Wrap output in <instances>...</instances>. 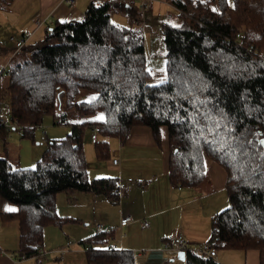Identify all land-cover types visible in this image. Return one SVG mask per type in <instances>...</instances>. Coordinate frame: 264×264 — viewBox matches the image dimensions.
<instances>
[{
    "label": "trees",
    "instance_id": "trees-1",
    "mask_svg": "<svg viewBox=\"0 0 264 264\" xmlns=\"http://www.w3.org/2000/svg\"><path fill=\"white\" fill-rule=\"evenodd\" d=\"M167 1L179 21L161 23L166 63L159 84L147 83L141 28L114 23L120 6L113 0H91L81 20L48 23L41 40L14 55L10 74L0 75V105H10L22 138L33 139L46 116L69 128L61 138L40 137L47 146L32 167L0 156V198L14 207L0 218L17 225L16 253L39 262L47 256L46 226L80 222L57 214V194L118 201L117 177L89 178L86 130L99 128L90 142L96 159L107 161L110 138L124 143L133 128L147 127L157 147L166 139L173 187L203 185L205 159L225 173L228 206L212 216L204 248L256 250L264 264V0ZM10 132L0 127L3 145ZM111 232L81 242L88 264H134L131 251L107 245ZM184 263L221 264L191 250Z\"/></svg>",
    "mask_w": 264,
    "mask_h": 264
},
{
    "label": "crops",
    "instance_id": "crops-1",
    "mask_svg": "<svg viewBox=\"0 0 264 264\" xmlns=\"http://www.w3.org/2000/svg\"><path fill=\"white\" fill-rule=\"evenodd\" d=\"M90 1L74 0L72 5H68L63 0H45L43 3L47 7L44 9L45 12L40 14L42 19L29 21L20 28L19 33L26 30L34 31L31 37L33 39L43 30L41 38L35 40L39 41L44 36L48 23L81 20ZM31 4V0H12L9 11L23 13ZM153 7L150 9L151 12ZM123 9L120 7L114 12L122 11L127 17L132 15L131 11L125 12ZM116 14L122 17L120 13ZM40 22L45 23L38 26ZM87 131L89 130L85 133ZM108 142L110 147L115 148L112 158L117 156L119 164L113 165L111 160L102 162L97 159L93 164L107 171V175L102 177L118 178L121 186L118 201L113 202L102 195L92 193L57 194V214L80 220L73 223V226H79L77 230L65 229L73 234L74 240H69L68 234L62 230L64 226H70V223L62 227H45L41 250L47 253V257L40 258L39 262L38 258H29L23 264H88L81 242L94 235L96 222L111 226L112 232L107 238V245L115 244L116 250L131 251L134 264H185L184 260L177 257L179 250L163 247L164 239L177 233L183 234L189 248L205 246L211 232L212 216L227 207L223 206L226 202L222 195V192L225 193V176L222 181L220 168L212 165V160L205 159L207 178L203 185L195 188H175L169 183L167 176L166 139L164 148H159L154 144L147 127H135L124 143L119 140L116 143L114 138H110ZM87 144L93 146L91 142ZM83 147L85 152L87 147L84 146V140ZM13 161L17 160L14 158ZM17 162L21 163L19 160ZM89 178L92 179L90 176ZM8 210H14V207L0 198V215ZM125 215L131 216L132 221L120 227L119 221ZM143 221H148V226H144ZM82 222L85 223L84 226L91 224V229L85 230ZM0 230L4 232L0 235V264H11V257L18 249L17 225L14 221L5 222L0 218ZM52 235L57 236V239L61 238L60 244L53 242ZM64 236L67 237L66 241ZM76 243L80 244L78 248H74ZM50 250L58 253L49 256ZM215 261L221 264H260L256 250H215Z\"/></svg>",
    "mask_w": 264,
    "mask_h": 264
},
{
    "label": "rangeland",
    "instance_id": "rangeland-1",
    "mask_svg": "<svg viewBox=\"0 0 264 264\" xmlns=\"http://www.w3.org/2000/svg\"><path fill=\"white\" fill-rule=\"evenodd\" d=\"M32 4L28 7L27 11L23 13H17L9 11V6H7V0H0V66H2L10 57L12 50L14 49V42L10 40V37L17 38L20 36V28L23 25H26L29 21L38 20L42 17L41 13H44L47 7L43 2L45 0H31ZM167 0L163 2V0H156L155 4L153 3V11L150 9L144 10L140 7H133L132 15L129 17L125 16L122 11L113 12L111 15V19L114 23L122 26H133L137 28H141L144 34V47H145V55H146V68L149 70L151 76L147 80L149 85H156L165 80V46L163 42V38L161 35V23L169 22L171 24H177L179 20H177V14L175 9H173L170 5H168ZM231 2V0H229ZM12 2V1H11ZM11 4V3H10ZM132 6V5H131ZM116 13L122 14L117 15ZM39 16V17H37ZM42 19V18H41ZM177 20V21H176ZM49 22V21H48ZM27 31V30H26ZM43 31V30H42ZM42 31L35 35L33 39H31L32 43H35L37 38H41ZM39 38V39H40ZM12 60V59H11ZM86 96L92 98L95 96V92L93 91H85ZM41 125L45 128L48 139L61 138L68 131L69 128L63 125H54L52 124L51 117L46 116ZM41 131L37 130L35 132V137L32 138H22L21 134L17 130H12L7 137L5 145H3L2 141H0V156H5V153L8 158L12 159L11 164L15 165V158L17 161L21 162L22 166L32 167L34 166L36 160H38L43 150L46 148L47 144L40 141ZM84 146L86 145V162H87V171H89V176L92 178L106 176L107 171H103L102 169L94 166L93 163L97 162L94 153V147L88 145L90 142V131H87L84 136ZM114 141L118 143V140L114 138ZM111 148V154L113 153V146ZM114 158V157H113ZM16 161V162H17ZM211 161V160H210ZM103 162V161H102ZM99 163V162H98ZM216 165L222 171V181H224V171L219 164L212 161V165ZM208 169V167H207ZM209 170V169H208ZM111 174V173H110ZM221 193V192H220ZM66 194V193H65ZM223 199H225V205L228 206V200L226 199L225 193L222 192ZM85 223H81L82 227L85 230L91 229V224L84 226ZM94 235L97 234L95 227L97 224H101L106 226L101 222L94 223ZM73 223H70V226H64L62 230L64 233L68 234L69 240H74L73 234L67 232L65 229L69 231H75L79 226H73ZM46 227H59V226H46ZM3 229V228H2ZM4 234L0 230V235ZM67 237L64 236V240L66 241ZM88 238V237H87ZM87 238L83 239L86 240ZM53 242L55 244H60L61 238L57 239V236L52 235ZM83 245V244H81ZM80 244L75 245L74 248H78ZM45 249L47 247L44 245ZM82 248V247H81ZM84 248V247H83ZM50 255H55L58 253L56 251H49ZM214 260V259H213ZM12 264V257H11Z\"/></svg>",
    "mask_w": 264,
    "mask_h": 264
},
{
    "label": "built area",
    "instance_id": "built-area-1",
    "mask_svg": "<svg viewBox=\"0 0 264 264\" xmlns=\"http://www.w3.org/2000/svg\"><path fill=\"white\" fill-rule=\"evenodd\" d=\"M116 2H121V3H127L130 5H136L137 7H140L141 9L147 10V9H151L152 8V4L156 2V0H113ZM63 2L65 4L68 5H72L74 0H63ZM44 22H40L38 23V26H41ZM34 31H24L20 34L19 37L17 38H13L10 37V40H13L14 42V49L11 52V55L9 57V59L2 65L0 66V75L1 74H10L11 71V66H10V62L11 59L14 57V55L21 51L31 40V37L33 35ZM243 35H240V37H242ZM0 127H5L7 130H15V129H19L21 130L22 126L19 124L17 119H13L11 117V107L10 105L5 102L2 103L0 105ZM37 130L41 131V140L43 142H47L48 138H47V133L45 128L41 125L38 124L35 126ZM90 141L91 142H96V140L98 139V135H99V128L98 127H93L90 130ZM113 165H118L119 164V159L117 156H115L112 160H111ZM132 221L131 216L129 215H125L123 216L120 221H119V226L120 227H124L126 225H128L130 222ZM143 225L144 226H148V221H143ZM96 233L97 234H103V233H108L110 231H112L111 227H105L101 224H97L95 227ZM163 247L165 249H171V250H191L192 252L195 253H204L208 256H210L212 259L215 260V250L214 249H205L202 246H197L195 248H189L188 247V243L187 240L185 239V237L183 236L182 233H177L175 236H172L168 239H166L164 241V245ZM111 249H116V245L115 244H111L110 245ZM86 249V247L84 248ZM46 258L47 256L44 255ZM28 259L27 255L25 253H16L13 254L12 257V264H23L24 262H26Z\"/></svg>",
    "mask_w": 264,
    "mask_h": 264
},
{
    "label": "water",
    "instance_id": "water-1",
    "mask_svg": "<svg viewBox=\"0 0 264 264\" xmlns=\"http://www.w3.org/2000/svg\"><path fill=\"white\" fill-rule=\"evenodd\" d=\"M116 4H118V6H120V7H122V3L121 2H119V3H116ZM123 6H124V8H131V5L130 4H127V3H123ZM177 257L178 258H180V259H182V260H184V258H185V251H183V250H179V252L177 253Z\"/></svg>",
    "mask_w": 264,
    "mask_h": 264
}]
</instances>
